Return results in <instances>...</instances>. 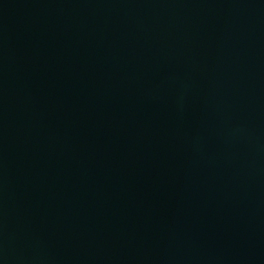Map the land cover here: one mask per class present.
Wrapping results in <instances>:
<instances>
[{
    "label": "water",
    "instance_id": "obj_1",
    "mask_svg": "<svg viewBox=\"0 0 264 264\" xmlns=\"http://www.w3.org/2000/svg\"><path fill=\"white\" fill-rule=\"evenodd\" d=\"M0 264H264V0H0Z\"/></svg>",
    "mask_w": 264,
    "mask_h": 264
}]
</instances>
